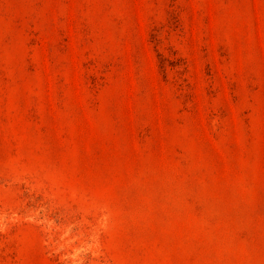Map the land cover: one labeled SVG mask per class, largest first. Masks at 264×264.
<instances>
[{"label": "rangeland", "instance_id": "obj_1", "mask_svg": "<svg viewBox=\"0 0 264 264\" xmlns=\"http://www.w3.org/2000/svg\"><path fill=\"white\" fill-rule=\"evenodd\" d=\"M0 264H264V0H0Z\"/></svg>", "mask_w": 264, "mask_h": 264}]
</instances>
